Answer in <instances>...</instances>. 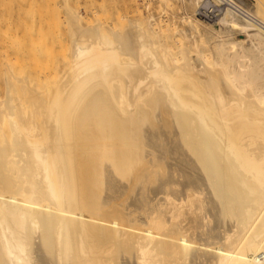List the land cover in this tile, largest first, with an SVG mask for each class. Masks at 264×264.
I'll list each match as a JSON object with an SVG mask.
<instances>
[{
    "label": "bare ground",
    "instance_id": "6f19581e",
    "mask_svg": "<svg viewBox=\"0 0 264 264\" xmlns=\"http://www.w3.org/2000/svg\"><path fill=\"white\" fill-rule=\"evenodd\" d=\"M254 3L235 0L214 23L185 12L196 24L181 50L152 15L135 34L84 29L74 12L62 67L0 59V264H264ZM217 23L239 37L209 50L204 30Z\"/></svg>",
    "mask_w": 264,
    "mask_h": 264
},
{
    "label": "rangeland",
    "instance_id": "374dc122",
    "mask_svg": "<svg viewBox=\"0 0 264 264\" xmlns=\"http://www.w3.org/2000/svg\"><path fill=\"white\" fill-rule=\"evenodd\" d=\"M251 1L257 3L264 15V0ZM195 9L183 0H0V21L5 24V44L0 51V59L5 62L11 59L16 71L62 67L58 46L68 35L67 21L74 12L80 14V25L84 29H93L101 23L123 33L135 32L134 26L138 22L144 23L152 15L155 20L151 23L159 21V26L155 25L157 36L163 40L170 36L169 43L174 49L181 50L184 45L175 42L182 31L190 36V27L194 28L196 24L190 18L183 20L181 17L188 12L189 16L197 19ZM32 26L33 32H20V29L27 31ZM219 27L217 23L204 28V36L208 39L205 48L214 50V42L228 36L239 37L237 31L218 35L215 31Z\"/></svg>",
    "mask_w": 264,
    "mask_h": 264
},
{
    "label": "built area",
    "instance_id": "2783aa9c",
    "mask_svg": "<svg viewBox=\"0 0 264 264\" xmlns=\"http://www.w3.org/2000/svg\"><path fill=\"white\" fill-rule=\"evenodd\" d=\"M197 7L195 16L204 22H216L223 10H237L235 0H205Z\"/></svg>",
    "mask_w": 264,
    "mask_h": 264
}]
</instances>
